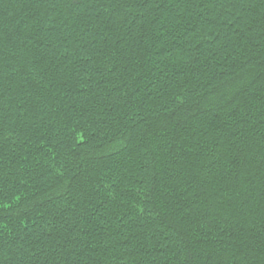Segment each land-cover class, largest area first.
Wrapping results in <instances>:
<instances>
[{
	"label": "trees",
	"instance_id": "1",
	"mask_svg": "<svg viewBox=\"0 0 264 264\" xmlns=\"http://www.w3.org/2000/svg\"><path fill=\"white\" fill-rule=\"evenodd\" d=\"M0 264H264V0H0Z\"/></svg>",
	"mask_w": 264,
	"mask_h": 264
}]
</instances>
